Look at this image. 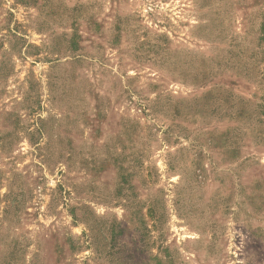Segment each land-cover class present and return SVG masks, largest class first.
Masks as SVG:
<instances>
[{
	"label": "rangeland",
	"instance_id": "1",
	"mask_svg": "<svg viewBox=\"0 0 264 264\" xmlns=\"http://www.w3.org/2000/svg\"><path fill=\"white\" fill-rule=\"evenodd\" d=\"M0 264H264V0H0Z\"/></svg>",
	"mask_w": 264,
	"mask_h": 264
}]
</instances>
